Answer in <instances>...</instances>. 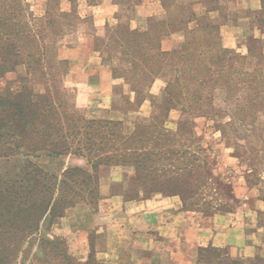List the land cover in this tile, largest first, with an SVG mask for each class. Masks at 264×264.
<instances>
[{"label":"rangeland","instance_id":"1","mask_svg":"<svg viewBox=\"0 0 264 264\" xmlns=\"http://www.w3.org/2000/svg\"><path fill=\"white\" fill-rule=\"evenodd\" d=\"M116 1L132 7L146 2L147 14L157 13L148 21L130 23L133 12L124 7L120 15L108 17L98 35L94 25L96 0H0V38L8 34L9 29L1 26L7 21L21 62L15 72L0 70V93L20 92L19 79L27 75L28 64H33L28 53L39 61V65L33 64L39 72L29 77L36 92L48 87L47 80L53 76L42 72H50L52 60L65 61L63 70L58 66V71L52 72L50 84L64 91L70 105L88 119L122 122L125 135L133 134L139 125H152L150 132L153 128L170 132L165 133L170 140L159 136L157 151L175 150L174 160L195 162V158L193 165L202 181L200 206L204 210L205 204L212 202L215 208L226 209L208 215L201 207L185 208L182 204L183 210L211 219L212 226L222 230L220 240H240L239 234L241 240H259L253 260L264 258V104L257 110L247 107L250 92L224 78L222 64L229 63H220L223 57H251L246 67L255 72L258 56L264 54V29L256 22L260 0H163L159 12L149 5L152 0ZM225 28L232 31L231 42L225 40V33L230 34ZM2 44L0 41V54ZM159 47L171 56L159 57ZM225 49L231 54L225 55ZM145 66L153 68L148 76L141 72ZM83 79L87 85H77ZM134 86L139 93L133 92ZM61 164L87 167L85 160L76 157ZM47 166L52 170L60 167L57 162ZM133 174L134 168L129 166L102 167L97 204L80 205L70 214L77 220L76 231L88 238V253L75 255L69 240L76 237L57 230L68 215L53 226L50 239L63 240L68 253L76 259L84 257L82 261L93 252L94 259L103 264H130L127 250L120 251L118 260L97 256L93 221L103 197L122 204L147 200L148 196L177 197L149 194L130 182ZM209 248L222 249L232 258L230 244ZM38 257L43 259L40 254ZM142 257L144 264H152L149 253ZM196 264H205L200 262L199 252Z\"/></svg>","mask_w":264,"mask_h":264},{"label":"trees","instance_id":"2","mask_svg":"<svg viewBox=\"0 0 264 264\" xmlns=\"http://www.w3.org/2000/svg\"><path fill=\"white\" fill-rule=\"evenodd\" d=\"M260 3L256 22L264 29V0ZM1 26L9 29L6 38H0L3 41L0 70L6 74L15 72L21 62L16 46L11 43L14 33L9 22L4 21ZM224 53L231 54L226 49ZM158 56L166 59L171 53L159 47ZM258 57L253 74L246 67L251 57H223L220 62L229 63L222 64V76L250 92L251 102L246 106L255 110L264 104V54ZM27 58L39 65L33 54L28 53ZM33 64H28L27 75L19 79L22 85L19 93H0V264H103L94 259L93 252L84 261L72 257L63 240L49 236L53 226L71 209L97 204L102 167H133L130 182L149 194L167 193L166 196L179 197L185 208L201 207L198 195L202 181L193 165L196 159L193 158L195 162L174 160L176 152L170 148L157 151L159 136L170 140L165 134L170 132L162 128L163 132L159 128L150 132L152 125H139L133 134L125 135L122 122L88 119L68 103L58 85L50 84L54 80L52 72L58 71V66L63 70L66 62L52 60L50 72L41 71L53 76L47 80L44 92H36L29 85V77L39 72ZM151 69L152 66H145L141 72L148 76ZM168 87L170 91L173 84ZM133 92L139 93L135 86ZM244 114L240 112L241 116ZM147 132L150 137L146 136ZM157 132L161 134L156 135ZM149 140L151 149L146 146ZM68 157L85 160L87 167H65L61 163ZM50 162H57L60 167L52 170L47 166ZM200 209L208 215L214 210L213 213L226 210L223 206L215 208L212 202H207L204 210ZM199 256L200 262L205 264H264V258L248 262L234 260L224 250L215 248H202Z\"/></svg>","mask_w":264,"mask_h":264},{"label":"crops","instance_id":"3","mask_svg":"<svg viewBox=\"0 0 264 264\" xmlns=\"http://www.w3.org/2000/svg\"><path fill=\"white\" fill-rule=\"evenodd\" d=\"M152 1L154 3L149 5L156 7L158 12L160 7L162 11L163 0ZM125 4L116 0H96L94 25L98 35H101L108 17L120 15L124 7L133 12L128 18L130 23L141 19L148 21L157 13L147 14L146 2L135 7ZM231 34V30L230 34L225 33L226 41H232ZM77 85H87V80L83 79ZM117 203L114 198L104 196L93 221L97 256L106 261L118 260L120 251L127 250L131 254L130 264H144L143 253L151 255L152 264H196L200 249L228 244L233 259L250 261L260 247L259 240H241L240 234L237 235L240 240H220L222 230L212 226L211 219L184 211L178 197L155 196L142 201ZM74 210L76 208L66 214L68 216L62 219L57 230L69 238L76 237V240H69L71 251L81 256L89 252V242L75 229L77 220L70 216Z\"/></svg>","mask_w":264,"mask_h":264}]
</instances>
